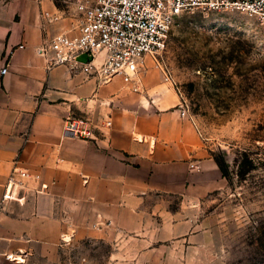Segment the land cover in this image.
I'll use <instances>...</instances> for the list:
<instances>
[{
  "label": "crops",
  "instance_id": "0c3cea01",
  "mask_svg": "<svg viewBox=\"0 0 264 264\" xmlns=\"http://www.w3.org/2000/svg\"><path fill=\"white\" fill-rule=\"evenodd\" d=\"M75 16L55 0H0V264H74L66 254L86 237L180 234L167 201L187 206L226 185L152 56L131 83L49 67L36 48L76 27ZM70 116L89 117L96 139L64 137Z\"/></svg>",
  "mask_w": 264,
  "mask_h": 264
},
{
  "label": "rangeland",
  "instance_id": "374dc122",
  "mask_svg": "<svg viewBox=\"0 0 264 264\" xmlns=\"http://www.w3.org/2000/svg\"><path fill=\"white\" fill-rule=\"evenodd\" d=\"M77 14L80 0H55ZM155 60L175 86L226 185L183 206L180 234H105L77 241L74 264H264V28L237 11L181 15ZM163 227L166 224H156ZM158 226V227H159ZM69 255V256H68Z\"/></svg>",
  "mask_w": 264,
  "mask_h": 264
},
{
  "label": "built area",
  "instance_id": "2783aa9c",
  "mask_svg": "<svg viewBox=\"0 0 264 264\" xmlns=\"http://www.w3.org/2000/svg\"><path fill=\"white\" fill-rule=\"evenodd\" d=\"M196 10L242 12L257 17L264 28V0H80L76 27L45 39L36 52L46 59L49 67L78 68L98 76L101 83L116 77L131 83L146 56L161 55L178 18ZM45 16L49 22L60 19L48 12ZM101 54L103 59L96 65ZM7 71L8 65L1 73ZM181 107L182 116L187 115L185 106ZM112 124L110 118L103 122L106 128ZM62 130L64 137L96 139L95 126L89 117L70 116L64 120ZM16 171L25 178L40 179L39 174L28 170ZM6 258L25 261L26 254L20 257L8 253Z\"/></svg>",
  "mask_w": 264,
  "mask_h": 264
},
{
  "label": "trees",
  "instance_id": "16d2710c",
  "mask_svg": "<svg viewBox=\"0 0 264 264\" xmlns=\"http://www.w3.org/2000/svg\"><path fill=\"white\" fill-rule=\"evenodd\" d=\"M224 175V177H226L228 175V166L226 165V163L224 161H219L217 159H215Z\"/></svg>",
  "mask_w": 264,
  "mask_h": 264
}]
</instances>
